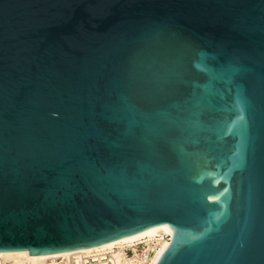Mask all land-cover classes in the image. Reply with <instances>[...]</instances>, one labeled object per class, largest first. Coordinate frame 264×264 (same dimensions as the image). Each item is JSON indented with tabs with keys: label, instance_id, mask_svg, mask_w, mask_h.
<instances>
[{
	"label": "water",
	"instance_id": "95a60500",
	"mask_svg": "<svg viewBox=\"0 0 264 264\" xmlns=\"http://www.w3.org/2000/svg\"><path fill=\"white\" fill-rule=\"evenodd\" d=\"M161 224L264 264V0H0V252Z\"/></svg>",
	"mask_w": 264,
	"mask_h": 264
},
{
	"label": "built area",
	"instance_id": "2783aa9c",
	"mask_svg": "<svg viewBox=\"0 0 264 264\" xmlns=\"http://www.w3.org/2000/svg\"><path fill=\"white\" fill-rule=\"evenodd\" d=\"M171 234L144 237L133 242L101 246L76 252L48 255L44 260H15L0 256V264H153Z\"/></svg>",
	"mask_w": 264,
	"mask_h": 264
},
{
	"label": "bare ground",
	"instance_id": "6f19581e",
	"mask_svg": "<svg viewBox=\"0 0 264 264\" xmlns=\"http://www.w3.org/2000/svg\"><path fill=\"white\" fill-rule=\"evenodd\" d=\"M173 230L165 225H157L151 228H148L144 231L138 232L136 234L123 237L121 239H118L116 241L109 242L105 245H102L101 247H109L113 246L115 244H122L126 242H133L136 240H140L144 237H155L158 235H162L165 233L171 234L172 235ZM168 246V243H165L163 246V249L159 251L157 254V257L154 259L153 264H156L159 255L162 253V251ZM0 256L8 258V259H15V260H25V259H31V260H44L45 258L48 257V255H30L27 251H14V252H0Z\"/></svg>",
	"mask_w": 264,
	"mask_h": 264
}]
</instances>
